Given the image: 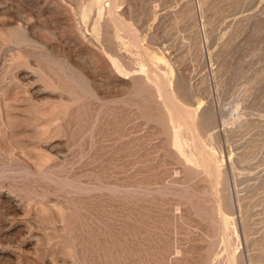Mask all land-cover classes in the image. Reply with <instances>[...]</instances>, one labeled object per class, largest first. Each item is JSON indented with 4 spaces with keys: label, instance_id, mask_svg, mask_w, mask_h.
Masks as SVG:
<instances>
[{
    "label": "rangeland",
    "instance_id": "1",
    "mask_svg": "<svg viewBox=\"0 0 264 264\" xmlns=\"http://www.w3.org/2000/svg\"><path fill=\"white\" fill-rule=\"evenodd\" d=\"M0 264H264V0H0Z\"/></svg>",
    "mask_w": 264,
    "mask_h": 264
}]
</instances>
